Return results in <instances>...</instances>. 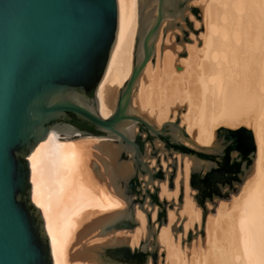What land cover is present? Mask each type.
Returning <instances> with one entry per match:
<instances>
[{
	"label": "bare ground",
	"instance_id": "1",
	"mask_svg": "<svg viewBox=\"0 0 264 264\" xmlns=\"http://www.w3.org/2000/svg\"><path fill=\"white\" fill-rule=\"evenodd\" d=\"M117 2V39L97 89L104 118L113 114L119 93L131 77L136 38L142 26L141 10L147 11V25L157 11V0ZM192 6H201V21L195 23L202 29L200 36L193 38V45L183 44L179 36L175 43L176 32H167L178 20L165 21L167 25L161 28L156 44V63L151 59L141 75L133 93L132 110L157 127L174 122L181 113V119L177 117L180 125L201 146L213 145L219 133L224 141L232 135L229 130L249 129L255 139L257 161L231 207L222 203L216 216L208 218L207 243L196 250L181 247V241L192 226L196 225L200 232V208L191 198H185L183 213L187 221L183 233L176 235L172 224L182 217L169 211V225L158 234V244L167 251L162 264H264V0H195ZM181 51L188 58L182 57ZM183 108L185 111H181ZM243 117L246 122L239 121ZM214 130L217 136L212 141ZM126 131L135 136L138 128L130 124ZM173 135L186 146H193L181 138L178 130H173ZM109 142L100 137H83L72 130L63 136L50 131L28 157L31 198L40 209L54 264H97L96 257L86 263L80 261L91 242L100 248L109 242L128 240L134 248L148 233L146 215L141 210L136 213L135 229H114V224L130 217L123 181L132 168L130 164H119L121 148L115 145L111 149ZM234 142L238 151L248 149L237 133ZM100 147L114 151L117 170L124 172L123 181L117 176L123 189L118 181L113 183L95 173L94 150ZM185 165L188 192L191 162L186 160ZM161 188V195L177 200L178 189L172 193L165 183ZM90 229L95 232L84 242L83 235Z\"/></svg>",
	"mask_w": 264,
	"mask_h": 264
},
{
	"label": "water",
	"instance_id": "2",
	"mask_svg": "<svg viewBox=\"0 0 264 264\" xmlns=\"http://www.w3.org/2000/svg\"><path fill=\"white\" fill-rule=\"evenodd\" d=\"M190 1L157 0L156 16L150 25L146 24L147 11L141 10L142 26L136 38L131 77L119 93L113 114L104 118L97 89L117 39V0H0V264H54L40 209L32 202L28 160L50 131L56 136L72 130L83 137L105 138L121 148L119 163L131 162L132 173L123 181L130 217L118 221L114 229H135L138 225L135 205L139 203L147 214L148 233L134 248L128 244L105 247L101 264L158 261V234L167 220L159 216L160 224L155 230L153 217L145 205L150 199L151 206L166 207L167 201L157 197L158 190H150L155 181H164L166 175L151 167L148 158L156 157L161 168L157 155L160 150L190 157L193 161L190 183L199 191L194 173L204 167L209 172L226 149L231 155L242 152L223 143L220 133L213 145L201 146L186 133L180 119L157 127L132 110L133 93L154 58L163 24L169 19L185 18L187 10L197 11L189 6ZM130 124L138 128L135 136L126 131ZM173 130H178L181 138L193 146H186L173 135ZM229 132L233 138L237 133L244 139L248 149L243 152L249 159L242 163L238 178L231 185L215 186L217 193L207 199L211 202L236 192L253 167L256 143L252 132L246 128ZM156 141L163 148H156ZM147 142L152 146L151 154L147 153ZM172 168L169 181L173 188L176 162ZM140 176L146 179L141 182ZM213 179L219 182L218 178ZM183 192L182 188V195ZM134 195L139 197L137 201ZM197 201L205 210L206 200L197 197ZM206 216L205 212L203 221ZM192 237L190 233L189 241Z\"/></svg>",
	"mask_w": 264,
	"mask_h": 264
},
{
	"label": "rangeland",
	"instance_id": "3",
	"mask_svg": "<svg viewBox=\"0 0 264 264\" xmlns=\"http://www.w3.org/2000/svg\"><path fill=\"white\" fill-rule=\"evenodd\" d=\"M194 1L195 0H191L189 2V6H192V4H193ZM192 7H195L197 9V11H195V12L192 11L191 12L190 10H187L186 11L187 14L185 13V18H183V19L182 18H179L178 21H177L179 23L176 22L178 25H175L174 28H172V30L170 29L167 32V34L170 31L171 32L172 31L173 32H176L175 37H173V39L175 40V43H177V41H179L178 40V36H179V38L182 37V41H183L182 43L183 44L186 45L187 43H190V44L193 45V44H195L194 39H196V38H198L200 36V33H201L202 29H201V27L196 28V24L195 23L197 21H201V18H200V16L202 15V13H200V11H201V8L200 7L201 6H192ZM163 25L165 27L167 25V23H164ZM163 34H164V32H163ZM165 34H164V36H165ZM198 44L200 45V42ZM180 55L182 57L188 58V57L184 56V51H181V54ZM152 61L154 62V64L156 63V59L155 60L152 59ZM184 109L185 108H183L181 111H185ZM238 114L239 113H237L235 117H237ZM178 115H177V117H179L181 119V117H180L181 113L178 112ZM177 117H176V119H177ZM239 121H245L244 117L241 120H239ZM180 122H181V120H180ZM239 124H241V123H239ZM184 127L186 128L187 127V124H184ZM216 136H217V133L215 131V137L213 138L212 141L215 140ZM222 142H223V140H222ZM109 144H110L111 149H113L115 147V145H116V144H113L112 142L111 143L109 142ZM163 146L164 145L161 142H159V141H156L155 142V147L156 148H163ZM116 147H117V145H116ZM146 148H147V153L151 154V152H152L153 149H152V146H151V144L149 142H147ZM111 149H107L105 147H100V148H98V149L96 148L94 150L95 151V153H94L95 154V157L93 158V169H94L95 173L99 177H102V178H105V179L106 178H109L113 183L116 182V181H118L119 184H120V186L123 189L122 181L125 179L124 172H123L122 169L119 170V171L117 170V167H116V164H115L116 162L114 160L115 159L114 158V151L111 150ZM157 155L160 157L161 168H159V165L157 164V158L156 157L155 158H152V159H149L148 158L147 160H149V164H150L151 167H155L156 170H158V171H160V170L163 171L164 174L166 175V179L164 181H162V182H159L158 180L155 181V185L154 186H150V190L152 192H156L155 190L157 189L158 191H157L156 194H157L158 199L159 200H166L167 201V205L164 208H161V207H159L157 205L151 206L150 205V199H148V201L146 202L145 207L148 210V212H150V214H151L152 217H153V214L156 212V218H155V220L152 218L153 222L155 223V230L158 229L159 224H160L159 223V216L161 218L165 216L166 217V220H167V223L166 224H164V223L162 224L161 229L163 227L169 225V213H170L169 211L175 212V214L177 215V218H178V216L182 217V220L177 219L175 221L176 223L174 222L175 224L174 223L172 224V226H174L176 230H174L173 228L171 229L172 231L174 230L173 231L174 235L180 234V233L182 234L183 233L182 232V229L184 228V224L187 221V219L185 217V214L183 213V211H185V203H186L185 202V200H186L185 198H189V199L191 198L192 200L191 199L190 200L193 201L196 204V206L199 207L200 210H201V228L199 229L200 232H198L195 229L196 228V225L195 226H192L193 228L190 227L189 230H188V232H187V235L185 237V240H182L181 241V247H183V245H185L186 246V249L188 251L196 250L197 248L200 247L199 246L200 244L204 245V244L207 243V240H206V226H207L208 218L210 216H216V214L218 213V209L220 208L219 206H221L222 203H225L226 202L227 205L230 206L233 203L234 197L237 196L241 192V187L242 186H240L239 189L236 192H234L231 195H229V197H226V198H215V201L214 202H211L210 200H206L205 201V208L206 209L204 210L203 206L200 205L199 202L197 201V196H198L199 191L196 188H193L191 186V183H190L191 174H192L191 172H192V168H193V161H192V159L190 157H188V156H183V155L178 154V153H173L172 155H170L168 152H164L163 150L158 151ZM233 156H238V154L237 153H234ZM256 158H257V152H256V155H255V159L253 160V164H252L253 165V168L251 169V171L246 176L243 184L247 180V178L250 175V173L256 168V161H257ZM186 160L189 161V162H191L190 170H189V178H188V188H189L188 189V192L189 193L186 192L187 191L186 190L187 189L186 188V181H185L186 180V178H185V166H186L185 164H186ZM175 162H176V171H175L176 173H175V177H174V180H173V188H172L170 186L171 183L169 181V177H170L169 176V172H173L172 165L175 164ZM119 164H121V163H119ZM128 164H131V162H128ZM123 165H124V163H123ZM204 166H206V164H204ZM199 169H201V168L199 167ZM116 171H118V172H116ZM201 173H204L206 175L208 174L205 167L201 170ZM118 174L121 176L122 179L117 177ZM178 176H179V178H178ZM139 179L141 180V182H143L146 178L144 179L143 176H140ZM177 179H179V187L178 188L176 186V180ZM164 183L167 185V189L170 192H172V193H174L178 189L177 200H176V198H171L172 200L171 199L169 200L166 196L161 195V193H162V188L161 187H162V185ZM116 186H117V184H116ZM143 186L144 185H142V187ZM182 188L184 190L183 195L181 193ZM123 192H124V189H123ZM181 196H183L182 197L183 198L182 202L180 201ZM124 197H125V193H124ZM134 198H135L136 201L139 199V197H137V195H134ZM138 210L143 211L141 209V207H140V204L139 203H136V205H135V216H136V213H137ZM205 212H206L207 216H206L205 221H203V216H204V213ZM181 214H183L184 216H182ZM145 215H146V219H147V214L145 213ZM94 232L95 231L92 230V229H90V231L86 232L83 235L84 242H85V240L86 241L89 240L91 238V236L93 235ZM190 232L194 234V236L192 237L191 241H189V239H188ZM105 236H103V237H105ZM146 236H147V234H145V236H143L141 238V240H144L146 238ZM174 239H176V238H174ZM90 244L93 245L94 243L91 242ZM121 244H128V245H130L128 240L118 242V244H116V243L113 244V243H110L109 242V243L104 244L100 248L97 247L98 246L97 244L96 245L94 244L93 246L88 245V246L85 247L86 250L82 252V254H81V256H82L81 258L82 259L80 261L86 263L87 261H90L93 257H96L97 264H101L100 263V256H101V252L103 251V249L105 247H107V246H114V245H121ZM157 245H158V255L159 256H158V261H157L156 264H162L163 261H165V258H166V255H167V251L160 244H157ZM163 255H165L164 258H163ZM148 264H154V263L152 262V260H150Z\"/></svg>",
	"mask_w": 264,
	"mask_h": 264
},
{
	"label": "flooded vegetation",
	"instance_id": "4",
	"mask_svg": "<svg viewBox=\"0 0 264 264\" xmlns=\"http://www.w3.org/2000/svg\"><path fill=\"white\" fill-rule=\"evenodd\" d=\"M144 137H146V135H144ZM223 143H228V147H230V149H237L233 145L235 142L231 135L228 139L226 138ZM226 150H224L219 159H215L216 165L209 172H207V175L201 172H196L193 174V179L199 187V193L197 197L207 200L217 193L215 188L216 185H219V183L231 185V183L238 178L240 166L242 163L248 161L249 158L242 150L238 156H233ZM239 156L241 157L239 158ZM213 178H218L217 181L219 182L215 183ZM136 184L137 183L135 182V187L137 186ZM152 197L155 201L156 197L154 196V193Z\"/></svg>",
	"mask_w": 264,
	"mask_h": 264
},
{
	"label": "trees",
	"instance_id": "5",
	"mask_svg": "<svg viewBox=\"0 0 264 264\" xmlns=\"http://www.w3.org/2000/svg\"><path fill=\"white\" fill-rule=\"evenodd\" d=\"M233 145L235 146V144H233ZM234 146H233V147H234Z\"/></svg>",
	"mask_w": 264,
	"mask_h": 264
}]
</instances>
